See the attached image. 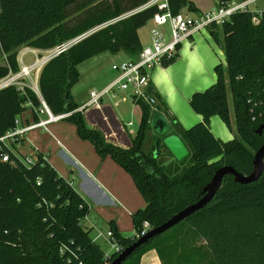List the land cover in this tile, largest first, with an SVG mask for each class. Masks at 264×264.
I'll return each instance as SVG.
<instances>
[{
	"label": "trees",
	"instance_id": "16d2710c",
	"mask_svg": "<svg viewBox=\"0 0 264 264\" xmlns=\"http://www.w3.org/2000/svg\"><path fill=\"white\" fill-rule=\"evenodd\" d=\"M149 1L0 0V44L7 55V63L0 64V79L20 69L21 46L49 49L115 20L48 61L40 71L39 88L54 115L71 112L64 119L76 125L79 136L92 142L102 157L110 155L133 177L146 200V206L132 214L137 230L145 220L152 227L159 226L196 202L219 167L233 165L250 173L255 152L264 143V130L257 132L264 122V10L237 11L220 26L210 27L211 35L223 47L227 65L218 64L217 81L191 97L192 108L203 120L185 130L189 154L180 160L183 167L179 172L170 174L167 166L159 163V156L142 148L151 117L162 111L160 103L153 111L147 103L137 102L142 118L127 147L107 141L101 130L87 124L84 111L78 110L81 104L71 93L80 81L79 65L105 52L135 57L143 47L139 29L159 12L157 5L145 6ZM70 6L83 11L74 23L67 21ZM230 101L237 133L223 141L213 134L210 121L219 115L232 129ZM40 105L41 99L31 88L24 92L14 85L0 89V135L13 129L16 118L28 108L38 120L35 108ZM164 137L158 136L156 148L170 151ZM91 209L75 185L42 153L28 164L11 151L9 161L0 159V264H101L106 253L92 237L93 228L81 223ZM109 224L124 248L138 238H126L113 221ZM181 230L202 239L197 244L208 251L214 264H264V172L251 183H239L227 175L211 202L151 238L122 264H141L142 255L150 249H156L162 263L169 264L167 253L171 244L179 243ZM200 248L186 252L184 261H192ZM118 254L114 253L113 259Z\"/></svg>",
	"mask_w": 264,
	"mask_h": 264
},
{
	"label": "crops",
	"instance_id": "0c3cea01",
	"mask_svg": "<svg viewBox=\"0 0 264 264\" xmlns=\"http://www.w3.org/2000/svg\"><path fill=\"white\" fill-rule=\"evenodd\" d=\"M224 1L227 4L237 2V0ZM203 5L198 2V0H183L177 5L171 1L170 9L173 12L190 13L193 11L200 14L212 7ZM262 10H264V8L261 9V11ZM139 37L143 45L150 43V34L148 35V33L144 31V26L139 29ZM24 46L29 45H23L21 47ZM105 53H109L112 56L122 55L123 59L129 57L125 52H119L117 54H112L110 52ZM109 54L105 55H107V57L111 56ZM105 55L103 53L97 55L103 57V62L98 64L100 66H97V64L95 65L98 70L96 72V77L93 78V86L90 92L95 89L101 90L109 85L116 76L112 66L111 69H107V66H104V60L107 58ZM97 56H95V58ZM114 63H112V65ZM218 64L226 66V56L222 45L213 38L209 28L202 29L191 36L189 40L185 41L181 45L179 54L173 63L166 66L155 67L151 71L150 89L158 98V103H160V108L162 109L161 113H163L171 123V130L168 134H178L185 142V130L203 120V115L197 113L192 108L190 100L193 93L196 91H204L217 81L215 67ZM116 94L117 97H112L111 95L105 96L102 100L101 109L89 107L84 110V113L89 126L95 128V124L99 127L102 125V129L106 131L105 135L108 137L124 141V139L121 140L118 135L121 134L123 138L128 136L129 133L128 145L138 130H134L126 125L131 120L125 122V118L129 117L131 114H137L139 128L142 118V108L129 97L127 93L117 90ZM72 96L73 99L81 105L89 100L87 99V101L84 102L83 100L77 101L73 93ZM32 112V116L30 114H25V116H23L26 112L21 115L23 124L32 122L34 119L33 109ZM94 114L98 116L97 121L93 118V116H95ZM58 122L59 121H53L50 123V125L54 127V130L57 131V133H55L51 129L49 133L51 136L46 135L41 137L39 133L33 132L35 129L28 131L21 145L18 146L19 152L21 153L23 149L27 147L31 151L33 150V152L30 153L32 156L36 157L39 153H42L62 176L76 186L77 190L91 204L92 209L94 208L100 211L103 204L115 203L116 200L127 201L128 188L131 187L130 184L133 181V177L110 155L102 157L92 142L89 141L91 146H88V140L80 136L82 142L75 139L74 135L70 138L66 137V134H64L66 129V127H64L65 125ZM122 126H124L125 131L122 129ZM132 126H134V123ZM210 127L213 134L223 141L234 138L233 130L226 125L219 115L211 117ZM127 129L133 136L130 135ZM152 130H149L148 133H155V131ZM26 152H24L23 155H30L28 153L26 154ZM129 212L131 213V210H129ZM110 221L114 222L116 228L124 237L134 238L137 236V233L133 236H125L119 217H110L109 222ZM91 228H94V225ZM134 228H136L135 225ZM136 232H138L137 229ZM91 235L94 240L98 242V239L96 236H93L92 232ZM119 246L122 247L120 244ZM114 253H116L115 248L112 255ZM141 264L163 263L157 250L150 249L142 255Z\"/></svg>",
	"mask_w": 264,
	"mask_h": 264
},
{
	"label": "built area",
	"instance_id": "2783aa9c",
	"mask_svg": "<svg viewBox=\"0 0 264 264\" xmlns=\"http://www.w3.org/2000/svg\"><path fill=\"white\" fill-rule=\"evenodd\" d=\"M170 0H150L145 6L157 5L159 12L150 20L153 27L150 29V43L143 45L140 52L135 57H128L112 65L116 73L113 81L101 90H92L89 100L82 104L78 110L84 111L89 107L102 108V100L105 96L117 97L116 91H123L128 94L136 103L143 101L151 106L153 111L157 110L158 98L150 89L151 71L155 67L163 66L165 61H169L179 54L181 45L189 40L202 29H209L213 24H223L229 17L241 10L250 9V5L257 0H239L231 4H221L217 8L204 11L196 16H192L189 12H173L170 9ZM110 21L99 25L83 34L65 40L49 49H40L32 46H24L19 48L18 61L20 69L16 72H10L7 76L0 79V89L8 86H17L21 91L31 88L41 99V105L35 108L39 119L28 124H23L21 117L16 118V126L0 135V159L9 161L11 159V151L16 153L18 157L28 164L36 161L37 156L23 155L16 149L21 145L25 134L36 128L47 129V126L53 122L68 117L71 112L54 115L48 104L43 99L39 88V75L42 67L54 57L66 52L74 44L78 43L94 31L110 24ZM258 21L257 18L254 19ZM168 26L170 35L168 36L164 27ZM1 49V44H0ZM32 53L33 60L27 63L24 56ZM7 59V56H6ZM125 99V98H124ZM42 114H47L46 118H41ZM151 121V120H150ZM132 121L126 125L131 126ZM124 130V126H122ZM125 131V130H124ZM152 228L149 221L143 222L142 228L138 230L137 237L145 235ZM105 233L99 231L95 236L100 238ZM109 242L114 241L113 247L116 252H121L123 247L119 246L115 239L112 229L106 234ZM112 254H106L105 260L101 264H109Z\"/></svg>",
	"mask_w": 264,
	"mask_h": 264
},
{
	"label": "rangeland",
	"instance_id": "374dc122",
	"mask_svg": "<svg viewBox=\"0 0 264 264\" xmlns=\"http://www.w3.org/2000/svg\"><path fill=\"white\" fill-rule=\"evenodd\" d=\"M171 1H173L175 3V5L181 3L183 0H170L169 3H171ZM239 1V0H237ZM198 2H200L202 5H209L212 6L211 9H215L217 8L219 5L226 3L225 1H220V0H198ZM232 3V2H231ZM229 3V4H231ZM227 4V3H226ZM203 5V6H204ZM264 8V0H259L253 4L250 5V9L257 11V12H261V9ZM209 9V10H211ZM75 6H70L69 7V11H70V16L67 19V21L69 23H74L78 17H80L83 14V11H74ZM190 14L192 16H196L197 13L191 11ZM221 24H219L220 26ZM153 27V23L152 21H149L145 26H144V31H146L148 33V35L150 34V29ZM165 31L167 32L168 36L170 35V30L168 26L164 27ZM220 29V27H219ZM105 54H109V53H103ZM107 55H105V57H107ZM111 55V54H109ZM6 54L2 52V50L0 49V64H5L7 63V59H6ZM122 57V58H121ZM34 56L32 55V53L28 52L25 56L24 59L27 63L31 62L33 60ZM96 59V60H95ZM123 59L122 55H115V56H108L105 60V67L107 66V69H111L112 63L114 62H119ZM103 62V57L102 56H97L92 57L87 59L86 61H84L83 63H81L79 65V70L81 72V77H80V81L78 83H76L72 88V93L76 96V100L77 101H87V99H89V94H90V90L92 88V82H93V78L96 77V72L98 70L97 67H95V65L97 64V66H100L98 64H101ZM231 103V116H232V124H233V132H234V136L236 135V126L234 124V113H233V107H232V101H230ZM26 113L23 114V116H25V114H30L31 116L33 115L32 112V108H28L27 111H25ZM139 112V111H138ZM91 115V114H90ZM95 116H93L94 120L97 121L98 120V116L96 114H94ZM47 114H42L41 118H46ZM92 117V115H91ZM87 119V118H86ZM129 120H131L134 123V126H129L130 128L134 129V130H138V117L137 114H131L129 115V117L125 118V122H128ZM36 121V120H32ZM58 123H63L66 127L64 134H66V137H73L72 135L75 136V139H78V141L80 140V137L78 135V131H77V127L75 124L69 122L67 119H61L58 120ZM87 122V120H86ZM88 124V122H87ZM89 125V124H88ZM96 129H99L102 131V133L106 134V131L102 129V125L101 127H99L97 124H95L94 126ZM101 128V129H100ZM51 129L57 133L56 130H54V127L51 126L50 124L47 126V129H44L42 127L35 129L33 132H37L40 134L41 137L46 136V135H50L49 133L51 132ZM231 129V130H232ZM152 130V127H150L147 130L148 131ZM128 131V129H127ZM153 131V130H152ZM130 132V131H128ZM146 133V136L144 137L143 140V144H142V148L145 152L148 153H154L156 156H159V163L161 164H165L167 166L168 172L170 174H175L177 172H179L182 167L183 164L180 162V160H177L176 158H174L173 154L171 153V151H166L164 148H156V140L159 137H164L165 135H157L155 133L150 134ZM69 135V136H68ZM130 135L133 136V134L130 132ZM51 136V135H50ZM129 136V133H128ZM128 136H125L122 138V135L119 134L118 137L122 140L124 139V141H119L118 139H114L112 137H108L106 135V139L107 141H110L111 143L119 146V147H127V142L128 140ZM117 137V136H116ZM85 141V140H83ZM86 143V142H83ZM87 145L91 146V143L87 142ZM17 151L19 152V148L16 147ZM96 149V148H95ZM29 150V151H27ZM27 151V152H26ZM23 152V153H22ZM21 153L24 154V152H26V154H30L31 152H33V150L31 151L29 148L25 147V149H23ZM162 152V153H160ZM20 153V152H19ZM164 153V154H163ZM32 155V154H30ZM217 160V159H216ZM188 164V163H186ZM131 187L128 188V200L127 201H115V203H108L107 205H104L101 207L100 211L95 210L94 208L91 209L90 211V215H88L86 218L82 219L81 223L82 225L89 229L91 227L94 228L92 230V234L93 236H95L99 231H102L105 233L104 236L98 238V243L102 246V248L104 249L106 254H112L114 251L113 248V244L115 243L114 241H107V237L106 234L109 231V229H111V226L109 224V220L110 217L111 218H116L119 217L121 219V224H122V228H123V233L125 234V236H133L135 235L136 232V228H134V222H133V218H132V213H134L135 211H137L139 208H143L146 206V200L143 197V195L141 194L140 190L138 189V187L135 184V181L133 179V181L131 182ZM76 187V186H75ZM127 191V189H126ZM129 210H131V213L129 212ZM109 219H108V218ZM181 234L179 243L178 242H174L173 244H171V249L170 251L167 253L166 259L168 261L169 264H214L211 259H210V255L208 253V251H203L202 247L199 246L200 244L197 243H201L202 239L200 237H198L194 232H190V231H186V230H181L179 235ZM195 246L197 247H201L199 250H201V252L198 254L196 253V255L193 257L192 261H187L188 259H186V261H184L183 257L184 254L188 251H190L191 249H193ZM124 248V247H123ZM206 253V257L204 256V254ZM188 256V254L186 255ZM113 259V256L111 257V260Z\"/></svg>",
	"mask_w": 264,
	"mask_h": 264
},
{
	"label": "water",
	"instance_id": "95a60500",
	"mask_svg": "<svg viewBox=\"0 0 264 264\" xmlns=\"http://www.w3.org/2000/svg\"><path fill=\"white\" fill-rule=\"evenodd\" d=\"M150 122L152 129L157 135H165L163 139L164 144L177 160H182L189 154L187 145L178 134H168L171 130V123L163 113L158 112L153 114ZM263 130L264 122L258 126L257 132L261 134ZM263 172L264 143L255 152L253 170L250 173L244 174L238 171L233 165H223L219 167L213 174L211 180L203 188L202 196L196 202L186 206L159 226L152 227L145 235L138 237L133 243L125 247L109 264H122L123 261L151 238L165 232L211 202L221 188L223 180L227 175H232L236 182L251 183L258 180Z\"/></svg>",
	"mask_w": 264,
	"mask_h": 264
}]
</instances>
